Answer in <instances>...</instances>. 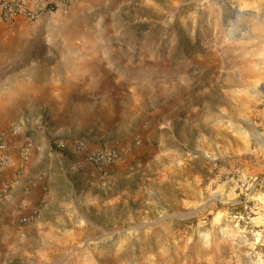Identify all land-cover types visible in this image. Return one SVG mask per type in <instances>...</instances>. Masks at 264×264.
I'll return each mask as SVG.
<instances>
[{"label": "rangeland", "instance_id": "374dc122", "mask_svg": "<svg viewBox=\"0 0 264 264\" xmlns=\"http://www.w3.org/2000/svg\"><path fill=\"white\" fill-rule=\"evenodd\" d=\"M191 1L0 20V133L47 148L35 264H264V0ZM79 139L123 159L101 175L54 145Z\"/></svg>", "mask_w": 264, "mask_h": 264}, {"label": "crops", "instance_id": "0c3cea01", "mask_svg": "<svg viewBox=\"0 0 264 264\" xmlns=\"http://www.w3.org/2000/svg\"><path fill=\"white\" fill-rule=\"evenodd\" d=\"M59 12L61 11L45 14L36 24L31 25H38ZM17 22L19 21L15 20L14 24ZM23 138L24 135L19 131L6 133L5 152L12 161L10 166L0 173V177L7 179L16 174L17 181L10 189L6 200L0 204V264H35L36 261L30 255L21 253L27 245L21 244L20 236H24L29 229L21 227L20 224L25 219L32 218V214L41 201L43 186L39 181L31 178L30 173L34 172L42 162L44 150L47 148H38L37 151L33 149L29 159L23 160L20 157ZM46 140L50 143V139L46 138Z\"/></svg>", "mask_w": 264, "mask_h": 264}, {"label": "built area", "instance_id": "2783aa9c", "mask_svg": "<svg viewBox=\"0 0 264 264\" xmlns=\"http://www.w3.org/2000/svg\"><path fill=\"white\" fill-rule=\"evenodd\" d=\"M76 0H1L0 20L12 22L24 19L30 24H36L43 15L57 11L67 10ZM55 147L61 151H70L76 155L78 164L91 166L101 175H106L109 170L120 163L123 159L122 151L117 146L103 144L93 146L86 139L72 142L57 141ZM6 134L0 133V173L11 164V158L5 152ZM34 149L30 139H27L20 151V157L28 160ZM17 181L14 174L10 178L0 177V204L3 203L10 189Z\"/></svg>", "mask_w": 264, "mask_h": 264}, {"label": "trees", "instance_id": "16d2710c", "mask_svg": "<svg viewBox=\"0 0 264 264\" xmlns=\"http://www.w3.org/2000/svg\"><path fill=\"white\" fill-rule=\"evenodd\" d=\"M199 32H200L199 29H197L194 40H191L188 36H186L184 40V46H185L186 52H189V53L200 52L204 49L206 40L200 36ZM208 35H210V33ZM63 152L66 153L68 151H63ZM194 163L198 165V161H195ZM143 170H144L143 168H133L131 180L133 181L140 180V177L142 173L144 172ZM203 173L205 174V176L208 173L205 168L203 169Z\"/></svg>", "mask_w": 264, "mask_h": 264}, {"label": "water", "instance_id": "95a60500", "mask_svg": "<svg viewBox=\"0 0 264 264\" xmlns=\"http://www.w3.org/2000/svg\"><path fill=\"white\" fill-rule=\"evenodd\" d=\"M198 0H192L191 1V3L190 4H194V3H196ZM183 6H186V4L185 5H183L182 4V7ZM182 7H180V9L182 8ZM165 218H160V219H158V220H156L154 223H152V224H157L158 222H160V221H162V220H164Z\"/></svg>", "mask_w": 264, "mask_h": 264}]
</instances>
